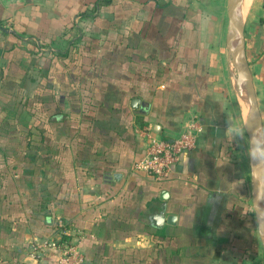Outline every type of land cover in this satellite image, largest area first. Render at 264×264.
I'll list each match as a JSON object with an SVG mask.
<instances>
[{
    "label": "crops",
    "instance_id": "obj_1",
    "mask_svg": "<svg viewBox=\"0 0 264 264\" xmlns=\"http://www.w3.org/2000/svg\"><path fill=\"white\" fill-rule=\"evenodd\" d=\"M221 3L0 0V264L60 224L85 264H264ZM244 39L264 133V0ZM148 127L200 131L161 181Z\"/></svg>",
    "mask_w": 264,
    "mask_h": 264
},
{
    "label": "water",
    "instance_id": "obj_2",
    "mask_svg": "<svg viewBox=\"0 0 264 264\" xmlns=\"http://www.w3.org/2000/svg\"><path fill=\"white\" fill-rule=\"evenodd\" d=\"M227 32L225 47L227 62L234 81V91L247 110L245 132L248 141V159L251 180L252 208L257 225V232L264 248V133L262 119L253 86L252 75L245 52L244 21L239 12L238 0H227ZM234 70V73L232 72ZM138 101H133V109L143 110ZM141 106V107H140ZM155 125L154 130L157 131ZM159 132V131H157ZM167 222H174L169 217Z\"/></svg>",
    "mask_w": 264,
    "mask_h": 264
},
{
    "label": "built area",
    "instance_id": "obj_3",
    "mask_svg": "<svg viewBox=\"0 0 264 264\" xmlns=\"http://www.w3.org/2000/svg\"><path fill=\"white\" fill-rule=\"evenodd\" d=\"M199 132L191 129L175 138L166 139L155 135L152 128H144L139 136L146 141V151L136 166L137 170L147 173L156 181L166 179L180 156L196 149ZM60 226L62 229L58 238H34L28 246L29 256L39 259L47 252H56L58 264H85L79 247L80 240L72 237L62 224Z\"/></svg>",
    "mask_w": 264,
    "mask_h": 264
},
{
    "label": "rangeland",
    "instance_id": "obj_4",
    "mask_svg": "<svg viewBox=\"0 0 264 264\" xmlns=\"http://www.w3.org/2000/svg\"><path fill=\"white\" fill-rule=\"evenodd\" d=\"M256 3H258V0H253V2H252V4H251V7L248 9V11L246 12V16H245V19H244V23L245 24H249V19H250V16H251V13L253 12V10H254V6H255V4ZM222 4V7L224 8V10L226 9V7H227V3H221ZM210 11H211V15H212V17L214 18L215 16H216V14H217V7H219L218 6V3H210ZM222 8V9H223ZM228 23V21H227V10H226V24ZM232 72L234 73V70H232ZM232 84L234 85V81L232 80ZM237 100H238V98H237ZM239 103H240V101H239ZM243 106V105H242ZM242 111H243V119H244V123L246 124V121H245V117H246V114H247V110H246V108L243 106V109H242ZM242 136H243V138H244V142L248 145V141H247V136H246V134L245 133H242ZM240 141H242V139H240ZM236 144H238L239 143V140L238 141H236L235 142Z\"/></svg>",
    "mask_w": 264,
    "mask_h": 264
},
{
    "label": "bare ground",
    "instance_id": "obj_5",
    "mask_svg": "<svg viewBox=\"0 0 264 264\" xmlns=\"http://www.w3.org/2000/svg\"><path fill=\"white\" fill-rule=\"evenodd\" d=\"M252 1L253 0H238V8H239V12L242 16V19H243V17H245L247 15L246 12L251 7ZM246 119H247V114L245 117V121H246ZM262 203H263V208H264V198L262 200Z\"/></svg>",
    "mask_w": 264,
    "mask_h": 264
}]
</instances>
